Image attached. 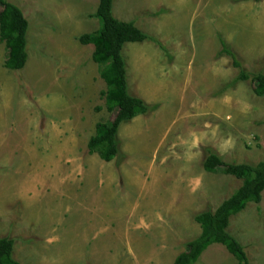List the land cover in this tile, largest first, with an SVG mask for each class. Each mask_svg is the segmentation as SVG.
I'll list each match as a JSON object with an SVG mask.
<instances>
[{
	"label": "rangeland",
	"instance_id": "1",
	"mask_svg": "<svg viewBox=\"0 0 264 264\" xmlns=\"http://www.w3.org/2000/svg\"><path fill=\"white\" fill-rule=\"evenodd\" d=\"M27 21L24 66L4 67L0 41V236L18 264H173L241 184L208 172L264 161V0H113L112 14L148 38L125 42L129 94L149 110L122 121L118 154L89 153L95 124L112 118L91 60L98 0H6ZM222 39L239 66L221 52ZM248 264H264V190L229 217ZM219 243L192 264H236Z\"/></svg>",
	"mask_w": 264,
	"mask_h": 264
},
{
	"label": "trees",
	"instance_id": "2",
	"mask_svg": "<svg viewBox=\"0 0 264 264\" xmlns=\"http://www.w3.org/2000/svg\"><path fill=\"white\" fill-rule=\"evenodd\" d=\"M113 0H98L94 16L99 20L96 30L78 37L81 44H92L91 60L98 65L99 76L106 85L101 94L106 110L112 118L95 124L94 133L87 142L88 152L96 153L104 161L112 160L118 154L116 132L122 121L149 110L147 104L135 95L129 94L126 84L125 62L121 49L125 42H141L148 38L133 21H122L112 14ZM27 21L21 9L6 0H0V41L7 50L4 67L21 69L26 61ZM221 52L230 56L233 64L239 66L236 53L228 49L222 39ZM250 79L252 91L264 95V74L260 71L240 73L235 80ZM208 172H222L241 180L240 186L213 211L205 210L194 215L199 223V236L188 242L187 251L176 255L173 264H192L210 244L219 243L236 259V264H248L246 254L239 242L226 232L229 217L244 208L247 202L258 203L264 190V161L256 163L224 162L219 155L208 152L203 160ZM14 240L0 236V264H18L13 257Z\"/></svg>",
	"mask_w": 264,
	"mask_h": 264
}]
</instances>
